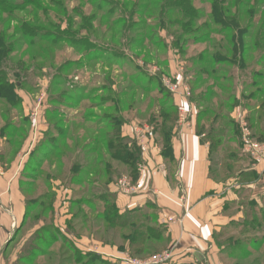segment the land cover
<instances>
[{"label":"rangeland","instance_id":"1","mask_svg":"<svg viewBox=\"0 0 264 264\" xmlns=\"http://www.w3.org/2000/svg\"><path fill=\"white\" fill-rule=\"evenodd\" d=\"M169 1L30 0L29 3H35L19 6L0 0V78L19 83L17 92L26 103L17 109L15 104L0 100V131L5 128L7 138L17 135L15 141L23 138L24 142L29 132L22 127L27 115L25 105L28 114H32L33 102L43 100L45 96V100L58 103L55 108L61 116L55 124L60 122L61 129L68 136L60 148L62 157L58 168L62 174L74 161L77 152L74 142L82 150L91 142V147L97 148L101 155L97 153L89 158L83 151L84 156H78L76 164H89L96 171L103 164L105 170L107 164L113 172L120 171L118 179L123 175L130 178L129 172L121 171V165L112 159L113 148L119 141L116 135L120 120L126 119L124 126L132 123L154 126L150 123L152 120L162 125L160 116L166 111L180 122L182 115L187 119L206 108V105H198L197 97L208 91L207 99L210 98L211 104L217 103L221 110L217 119L212 113L206 118L210 119L207 124H214V127L207 128L203 135L214 150L212 177L222 185H231L236 192L237 200L231 208L237 216L242 215L237 222H243L247 216L262 217L260 208L253 207L251 212L252 194L245 188L256 181L249 177L248 156L243 152L242 122L253 140L264 138V25L259 22L264 14V0H238V3L242 2L239 7L247 14L244 21L237 19L239 7H236V0H228L225 4L231 21L238 20L241 27L249 22L251 25L247 29L249 36L243 38L246 57L242 71L239 70L241 57L237 53L230 55L227 63L213 61L214 55L228 57L233 49L231 45L239 47L235 30L222 34L214 24L212 3L215 0H191L198 12L192 23L183 20L180 12L168 11L171 8ZM174 1L183 0H171ZM250 8H253L251 21L248 19ZM178 20L180 24L190 26L189 33L176 26ZM162 21L165 29H162ZM257 41L259 50L255 49ZM201 57L207 64L199 61ZM203 70L207 76H202ZM178 75L181 84H175L174 78ZM160 84L169 99L159 93ZM177 84L183 90L187 87L193 107L191 114L176 105ZM257 89L261 93L253 99L248 98ZM192 97L195 102L191 101ZM166 99L168 105L165 106ZM74 117L76 120L68 121ZM12 124H16L15 129ZM154 127L161 134L160 128ZM81 134L83 138L80 140L78 136ZM159 141L163 149V138ZM101 160L104 162L100 163ZM64 179L67 182L69 175L62 177ZM44 188L42 184L38 185L28 199H37ZM92 196L91 204L84 203L81 198L73 210L79 234L87 233L95 241L117 246L120 251L122 248L130 259L138 262L151 260L170 250L169 244L165 248L152 246L153 251L132 256L127 240L123 239L129 231L107 222L104 219L107 211L102 207L104 202L99 203L96 195ZM37 211L41 212V209ZM148 212L154 214L153 210ZM111 218L116 221L115 217ZM244 238H249L250 243L246 247L240 243L238 248H247L253 254L247 259L237 256L238 261L231 259L229 251H225L221 256L222 264H264V221ZM252 241L257 242L253 244ZM62 244L58 242L55 251L73 256ZM61 255L58 254L62 259ZM46 259L43 264H49Z\"/></svg>","mask_w":264,"mask_h":264},{"label":"crops","instance_id":"2","mask_svg":"<svg viewBox=\"0 0 264 264\" xmlns=\"http://www.w3.org/2000/svg\"><path fill=\"white\" fill-rule=\"evenodd\" d=\"M174 81L175 84H181L180 75L175 76ZM175 87L179 88L174 96L176 105L191 114L193 107L187 87L185 90L178 84ZM22 104H26L25 101ZM33 104L32 114H28V106L24 108L29 131L24 142L15 147L0 137V264H27L22 259L23 254L34 236L46 231L43 219H47V224H51L83 255L95 254L113 264H129L126 262V251L97 242L87 233H78L73 210L81 198L86 204L92 202L93 194L96 195L95 199L99 195L110 194L120 216L157 208L158 222L167 227L170 250H173L172 259L167 264H222L223 248L215 242L214 234L237 222L242 215L237 216L231 208L237 200L232 186L222 185L211 177L210 146L202 143L196 133L197 115L177 123L171 141L172 161L164 158L159 133L154 126L135 123L123 126L122 137L136 142L141 148L143 160L138 181L133 184V190L126 193L117 185L118 179L114 183L107 182L104 165L95 170L101 174L96 177L94 169L89 168L90 171L83 163L76 164V158L84 156L83 151L89 158L96 155L88 150L90 144L84 150L75 146L77 152L74 161L65 168L64 173V176L69 175V183L64 182L62 171L58 168V152L55 148H49L58 136L56 133L50 135L51 126L46 113L51 106L45 96ZM73 119L76 120L75 117L70 118ZM78 138L81 140L82 134ZM36 161L39 162L37 174L36 177H29L32 179L29 183L26 171L32 162L36 166ZM124 169L121 166V171ZM256 173L259 179L245 188L252 194L253 201L264 206V163L257 167ZM48 175L51 179L47 180ZM40 184L45 187V191L37 199L53 192V211L45 215L39 214L37 209L36 215V211H33L26 220L28 196ZM29 186L32 191H26ZM83 186L87 188L84 190ZM226 205L230 206L229 209H226ZM24 221L25 225L16 236V231ZM14 235L15 239L12 240ZM45 235L51 236L48 233ZM42 239L39 249L46 246L45 238ZM56 244L58 242H51L48 249L50 253H55ZM47 256H42L41 260L44 261ZM73 262L67 264H75Z\"/></svg>","mask_w":264,"mask_h":264},{"label":"trees","instance_id":"3","mask_svg":"<svg viewBox=\"0 0 264 264\" xmlns=\"http://www.w3.org/2000/svg\"><path fill=\"white\" fill-rule=\"evenodd\" d=\"M215 3H212V9H213V21L214 24L217 25L220 28V33L222 34H227L230 33L232 30H235L236 35L239 37V47H234L232 51L229 53L228 57L223 55V57L219 56V55H214L213 57V61L215 63H227L229 61V59L231 58L230 55H239L241 57L240 59V69L239 70H243L244 69V64L243 61L244 58L246 57V48L244 46V40L243 38H246L249 36V32H247V29L249 30L250 22L245 25L244 27H241V24L238 22V20L244 21V18L247 17V14L245 11L241 10V8L239 7L241 3H238V0H236V7H239L236 13L237 16V21L235 20V22L231 21L232 18H230L229 14L227 16V9L228 7L225 6V4L227 3L228 0H215ZM235 1V0H233ZM3 3L5 4H14L16 5V3L20 6L23 4H33V3H29L30 0H22V1H18V0H2ZM167 4H165L166 6ZM169 7L171 6V8H168V11H176V12H180V15L182 16L183 20H188L191 23L193 21L196 20L195 16L197 15V10L194 7V5L192 4L191 0H183V1H174L171 2V0L169 1ZM164 12V11H163ZM253 18V8H250V10L248 11V19L251 21V19ZM259 22H264V14L262 17L259 18ZM180 20H178L176 22V26L179 27V29L184 32V33H189V27L188 24H180ZM161 26L162 29H165V22L162 21L161 22ZM223 31V32H221ZM240 34V36H239ZM34 34H32L33 36ZM26 36V35H24ZM257 38H259V32L257 35ZM1 39V38H0ZM72 41V39L70 40ZM179 43V42H178ZM2 44V40H0V45ZM91 45V44H90ZM257 46V47H256ZM261 46V45H260ZM258 48V49H257ZM1 49V47H0ZM255 49L259 50V41L256 42L255 45ZM1 54V53H0ZM0 61H1V56H0ZM199 61L207 64V61L204 60V58H199ZM233 61L231 60L232 64ZM245 71V70H244ZM207 72L205 70L202 71V76H207ZM1 76H3V74H1ZM5 77V76H4ZM4 79L0 78V100L4 101L6 103H8L9 105H14L15 107L18 109L22 108V99L20 97V95L18 94L17 90L20 88L19 83L17 82H12V80L6 79L5 82L3 81ZM158 80V79H157ZM161 83V81H160ZM160 90L159 93L163 94L164 97L166 95V97L169 99L168 95L165 94V90H163L162 85L160 84ZM257 92H254V94H250L248 98H255L257 96V94L261 93V90L257 89ZM260 91V92H259ZM193 93V92H192ZM210 92H205V94H202L200 96L197 97V102H199L198 105H206V108H203V110L197 115V128H196V133L197 135L200 137L201 142L202 143H207L205 138L203 137L204 135V131L208 128L209 130L214 127V124H207L208 122H210V119H206L207 117H209V115H213V118L217 119L219 117L220 114V109L215 104H211L210 103V98L207 99V97L209 96ZM118 98V97H117ZM118 101V100H117ZM167 99L164 100L163 105H168L166 104ZM192 102H195V99L192 97L191 98ZM49 105L52 107L50 108L47 113H46V117L47 120L51 126V132L50 135H52L53 133H56L57 139H55L53 142L50 143V147L52 150L53 148H55L54 150H57L58 154H57V158L61 159V145L63 144V142H67V133H65L62 129H61V123H56L55 121L60 118L61 113L59 112L58 109H56L55 105H58V103H55L52 100H49ZM119 102V101H118ZM169 102V101H168ZM173 106V104L171 105ZM264 106V104H263ZM174 107V106H173ZM173 107H171L170 109H172ZM221 108V106H220ZM173 110V109H172ZM161 119H163L162 121V125H157L159 123L154 122L153 120L150 122L152 123V125L160 128V132L159 133V137L163 138V156L164 158H166V160H170L172 161V147H171V141H172V137L174 134V129L176 128V125L178 123L177 121V117L171 116V114L167 113L166 111L163 113L162 116H160ZM68 120V119H67ZM70 120V119H69ZM68 120V121H69ZM206 120V121H204ZM121 122L118 123V129H117V135L116 138L118 141V145L117 147L113 148V151H115L112 155V159L114 160V162H116L118 165H121L123 167H125V170H127V173L129 172V177L132 181V183H136L138 181L139 178V168L140 166L143 164V160H142V151L141 148L136 144V142L131 141L127 138H123L122 137V128L124 126V124L127 123L126 119L123 118V120H120ZM206 123V124H205ZM28 124V119L24 118V123L22 124V127H26V125ZM12 128H16V124H12L11 125ZM250 128V127H249ZM5 132H8L7 129L3 128L0 131V137L2 139H6V142L8 144H10L11 146H15L17 147V145H19L22 142V139L15 141V139H17V135H12L13 137L9 136L8 138L5 136ZM11 132V131H10ZM19 132V129L16 130V133ZM12 133V132H11ZM54 135V134H53ZM21 141V142H20ZM257 141L260 142H264V138H258ZM20 142V143H19ZM90 146L88 147L89 151H93L94 153H98V156L101 155L100 152H98L97 148H92L91 147V142L89 143ZM88 144V145H89ZM98 145V143H96ZM77 146L79 145L78 143L76 144ZM112 145V144H111ZM99 146V145H98ZM85 148V147H84ZM64 149V148H63ZM213 147H210V156L212 157L213 155ZM88 153V151H87ZM3 156V154H2ZM248 158V162L247 164L249 165V170L251 172V176L249 177H254L255 181H257L258 178V174L256 173V169L252 168V161L249 157ZM35 159V158H34ZM35 160H33L34 162ZM33 162L32 164L29 165L27 171H26V176H28V179H31L29 177H36L35 174H37V169H38V161L37 165L33 166ZM104 162V160H101L100 163ZM104 165V164H103ZM107 165V164H106ZM105 165V173L108 176L107 182L110 183H114L120 176V171H115L113 172L111 169H108V166ZM88 169L90 168L89 164L86 166ZM94 169V168H91ZM91 169H89L91 171ZM30 172H29V171ZM85 170V169H84ZM94 172H96L95 170H93ZM104 173V172H103ZM30 175V176H29ZM67 175V174H66ZM101 174L97 173L95 174L96 177H99ZM64 176V173L62 174V177ZM211 177H212V165H211ZM79 178V177H78ZM213 178V177H212ZM46 179H51L50 176L48 175L46 177ZM257 179V180H256ZM74 181L77 179H73ZM32 181V179L30 180V182ZM66 181V180H65ZM64 181V182H65ZM75 181V182H76ZM29 182V183H30ZM67 183H69V180L67 181ZM26 191H32V188L26 187ZM51 195V196H50ZM41 200H43L41 202ZM48 202H47V201ZM34 201V202H33ZM96 201L100 202H104V204L102 205V207H104V211H107V215L104 216V219L107 222L110 223H115V225L120 226L124 229H127L129 231V234L127 235H123V239L127 240V246L129 249V252L132 256H141L143 255L145 252L147 251H153L154 249L152 248V246H157L159 248H165L168 246L169 242H170V237L168 236V232H167V227L159 224L158 222V210L157 208H151L150 210H153L154 214H150L148 211L146 212H140V211H135V212H129L127 213L125 216H120L117 208H116V204H115V200L114 198L110 195V194H103V195H99V197L96 199ZM47 202V203H46ZM53 202H54V194L53 192H49L46 193L45 196H43L42 198L39 199H28L27 200V212H26V220L29 217V215L31 214V212L36 211L37 209H41V212H39V214H49L53 211ZM88 204V203H87ZM89 204H91V202H89ZM102 204V203H101ZM106 206V207H105ZM251 212L253 211V207L258 209L260 208V211L262 213V217H259L257 215H254L252 218H250L249 216H247L245 218V222H236V223H231L228 227L223 228V230L219 233H215L214 234V240L215 242L223 248L222 250V255L225 253V251H229V256L231 259H238L237 256H242V258L247 259L248 257H250L253 253L248 250L246 247V244L250 243V241L248 240L249 238H244V236H247L249 231H256L257 226L260 225V223H262V218H264V206H260L258 203H256L255 201H251ZM101 207V208H102ZM229 205H226V209H229ZM105 213V212H104ZM115 217L116 221L113 222V218L111 217ZM25 220V221H26ZM44 222L46 223V228H45V232L40 233L39 232L34 236V238L32 239V241H30L29 245L26 246V250L23 254V261H27V264H43L41 257L42 256H47L46 260L48 261L49 264H67L68 262H73L75 264H113L109 261H104L100 256L95 255V254H88V255H83L81 252H79L78 250L74 249L73 245L68 242L63 236L60 235V233H58V231H56L53 226L48 223L47 219H43ZM25 221L23 222V224L18 228V230L16 231V236L17 234L21 231V229L23 228V226L25 225ZM46 233L50 234V237H46ZM15 235L12 238L15 239ZM244 235V236H243ZM45 238V248L44 249H39V247L41 246V244L43 243V239ZM42 240V241H41ZM62 242L64 244L63 247L67 249V252H72L73 256H65V254H63V252H59V251H55V253H50V251H48L51 242ZM257 241H252L253 244H256ZM151 243H154V245H151ZM240 243L244 244L245 246L243 248H238ZM262 247L259 248V250L261 251ZM121 251H123V249L121 248ZM155 252V251H154ZM60 253L63 254L61 256H63V258L61 259L58 254ZM75 255H77V258H75ZM49 257V258H48ZM75 258V259H74ZM39 260V263H36V261ZM238 261H240V259H238ZM56 262V263H55ZM238 264V263H237Z\"/></svg>","mask_w":264,"mask_h":264},{"label":"built area","instance_id":"4","mask_svg":"<svg viewBox=\"0 0 264 264\" xmlns=\"http://www.w3.org/2000/svg\"><path fill=\"white\" fill-rule=\"evenodd\" d=\"M182 118L183 119L181 120H184V121L186 120L184 119L183 115H182ZM246 128H247L246 124L242 122L243 152L253 162L252 168L257 169V167L261 163H264V142H258V141L253 140L252 134ZM117 185L121 188L123 192H126V193H129L133 190V183L131 179L125 176L118 179ZM172 251L173 250H169L145 262H138L133 259H130L129 257L126 262L129 264H167L172 259Z\"/></svg>","mask_w":264,"mask_h":264},{"label":"water","instance_id":"5","mask_svg":"<svg viewBox=\"0 0 264 264\" xmlns=\"http://www.w3.org/2000/svg\"><path fill=\"white\" fill-rule=\"evenodd\" d=\"M11 241H12V240H10V242H11ZM10 242H9V243H10Z\"/></svg>","mask_w":264,"mask_h":264}]
</instances>
